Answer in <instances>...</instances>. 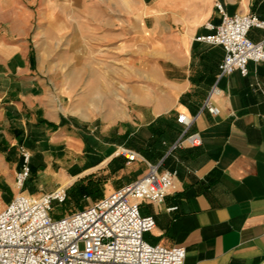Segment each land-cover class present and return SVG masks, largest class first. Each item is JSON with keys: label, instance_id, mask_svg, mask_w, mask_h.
Listing matches in <instances>:
<instances>
[{"label": "crops", "instance_id": "1", "mask_svg": "<svg viewBox=\"0 0 264 264\" xmlns=\"http://www.w3.org/2000/svg\"><path fill=\"white\" fill-rule=\"evenodd\" d=\"M217 3L264 19V0H0V210L20 191V146L34 196L90 184L98 201L154 164L176 176L163 204H141L148 242L185 247V264H264V61L219 78L224 48L197 40ZM193 133L201 145L173 149Z\"/></svg>", "mask_w": 264, "mask_h": 264}, {"label": "built area", "instance_id": "2", "mask_svg": "<svg viewBox=\"0 0 264 264\" xmlns=\"http://www.w3.org/2000/svg\"><path fill=\"white\" fill-rule=\"evenodd\" d=\"M216 6L222 15L221 23H208L212 33L197 40L224 48L219 78L235 71L247 76L250 62L264 61V39L255 42L249 36L252 28L264 29V19L252 13L231 16L221 3ZM218 93L217 87H213L204 104V109L214 115L220 113L214 103ZM178 122L189 127L193 119L182 113ZM201 143L199 133L183 134L173 149ZM119 153L127 158V164L139 158L137 152L126 147H121ZM21 155L22 168L16 174L20 191L0 210V264H185V247L146 240L145 234L156 228V220L141 212L143 202H165L175 187L176 171L160 172L158 165L149 164L148 171L136 181L83 209L56 218L54 202L64 204L68 188L60 186L38 196L23 192L31 172V155L24 147Z\"/></svg>", "mask_w": 264, "mask_h": 264}, {"label": "rangeland", "instance_id": "3", "mask_svg": "<svg viewBox=\"0 0 264 264\" xmlns=\"http://www.w3.org/2000/svg\"><path fill=\"white\" fill-rule=\"evenodd\" d=\"M111 46L112 47H116L118 45H117V43L112 42ZM21 147H24V146H20L19 147L20 154H21ZM27 151H29V150L27 149ZM29 153L31 155L30 151H29ZM21 157H22V155H21ZM31 157H32V155H31ZM22 163H23V160H22ZM30 166H31V160H30ZM128 166L131 167L132 163L128 164ZM21 168H22V165H21L20 169L17 171V173L21 171ZM30 175H31V172H30ZM116 182H118V180H116V178L112 177L111 181L108 182V184H111V185L115 186ZM15 185H16V178H15ZM16 187H17V185H16ZM105 190H106V186H105ZM76 199L77 198L72 196L64 204H60L58 202H54L53 216L56 217V218L63 217L64 215H66V213H71L73 211L80 210L81 208H83L85 206H88L89 204H92V203H94L97 200L96 198H94L93 195H89L88 197L84 198V200H76Z\"/></svg>", "mask_w": 264, "mask_h": 264}, {"label": "trees", "instance_id": "4", "mask_svg": "<svg viewBox=\"0 0 264 264\" xmlns=\"http://www.w3.org/2000/svg\"><path fill=\"white\" fill-rule=\"evenodd\" d=\"M89 187L90 184L84 185L79 190H77V194L73 195L75 198H77L76 200H84V198L88 197L92 193Z\"/></svg>", "mask_w": 264, "mask_h": 264}]
</instances>
